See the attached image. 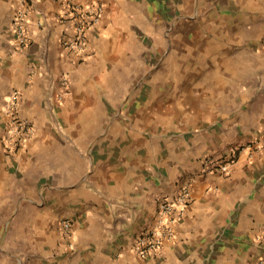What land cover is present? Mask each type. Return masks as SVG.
Listing matches in <instances>:
<instances>
[{"label": "crops", "instance_id": "obj_1", "mask_svg": "<svg viewBox=\"0 0 264 264\" xmlns=\"http://www.w3.org/2000/svg\"><path fill=\"white\" fill-rule=\"evenodd\" d=\"M85 1L101 18L72 51L64 0H26L23 46L21 2L0 0V264H256L264 0ZM12 90L32 132L6 149ZM240 146L229 171L204 165ZM182 185L173 237L137 256L158 200Z\"/></svg>", "mask_w": 264, "mask_h": 264}, {"label": "built area", "instance_id": "obj_2", "mask_svg": "<svg viewBox=\"0 0 264 264\" xmlns=\"http://www.w3.org/2000/svg\"><path fill=\"white\" fill-rule=\"evenodd\" d=\"M21 7L13 18V29L20 46L26 44L21 19L27 10L26 0H20ZM73 20V36L62 40L63 45L72 51H84L89 47L88 30L96 25L101 18L102 4L98 1L86 2L85 0H64ZM65 83V82H63ZM17 90H12L7 100L6 110L9 113L7 125L1 136V142L6 149L17 148L32 132V125L16 113ZM243 147L240 146L228 157L219 161L206 158L204 165L208 169L229 171L236 162L237 155ZM190 190L188 185H182L178 191L171 196H163L158 200L156 213L153 222L139 233L132 242V251L139 257H149L157 254L164 242L173 237V226L177 219L178 212L183 211L188 200ZM63 231L70 232V222L62 220ZM258 264H264V254L259 255Z\"/></svg>", "mask_w": 264, "mask_h": 264}, {"label": "rangeland", "instance_id": "obj_3", "mask_svg": "<svg viewBox=\"0 0 264 264\" xmlns=\"http://www.w3.org/2000/svg\"><path fill=\"white\" fill-rule=\"evenodd\" d=\"M259 255H262V254H259ZM258 257H259V256H257V262H256V264H258Z\"/></svg>", "mask_w": 264, "mask_h": 264}]
</instances>
